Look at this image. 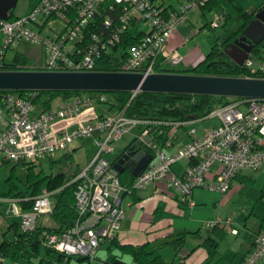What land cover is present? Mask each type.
Returning <instances> with one entry per match:
<instances>
[{
  "label": "built area",
  "instance_id": "obj_1",
  "mask_svg": "<svg viewBox=\"0 0 264 264\" xmlns=\"http://www.w3.org/2000/svg\"><path fill=\"white\" fill-rule=\"evenodd\" d=\"M214 1L181 0L174 6L165 0H39L28 14L0 21V65L8 51L25 42L37 46L44 56L41 71L94 72L97 60L111 53L121 37L130 33L139 38V43L129 51L118 72L154 74L158 61L161 67H176L183 61L177 50L166 51L170 36L188 23L191 15L204 11ZM105 2L114 17L108 14L101 28L87 35V28L93 25ZM227 17L224 10L214 12L201 29L192 28L184 44L200 33L221 28ZM56 22L60 30H55ZM243 66L251 76H264V51L258 59L250 54ZM36 95L0 92V107L7 113L6 126L0 130V163L14 161L38 167L54 154L67 152L78 139L91 138L97 148L90 163L71 181L76 183V221L58 234L43 233V245L66 256L94 260L101 243L118 236L125 217L123 198L150 184L164 181L180 202L194 205L195 190L226 194L242 171H257L264 165V99L241 98L215 108L204 119H216L219 124L202 136L194 126L198 120L186 123L191 125L187 131L189 142L167 154L146 127L150 123L128 117L124 110L107 109L104 94H81L46 111L36 109ZM98 106L106 110L99 112ZM135 127H139L136 149L141 146L153 160L126 188L113 167L121 156L111 157L116 154L117 143ZM170 144L167 139L166 145ZM179 164L184 165L176 174L173 167ZM213 166L217 170L209 179ZM54 193L46 189L33 197L32 209L27 212L22 211L20 200L10 199L7 214L19 218L22 232L34 231L40 218L53 213ZM231 222L228 219L225 225ZM231 233L237 231L232 229ZM241 264H264V231L255 236L253 249Z\"/></svg>",
  "mask_w": 264,
  "mask_h": 264
},
{
  "label": "trees",
  "instance_id": "obj_2",
  "mask_svg": "<svg viewBox=\"0 0 264 264\" xmlns=\"http://www.w3.org/2000/svg\"><path fill=\"white\" fill-rule=\"evenodd\" d=\"M108 5L109 3L105 2L99 9L94 18L93 25L86 30L87 35L93 30L100 29L104 17L108 14L114 17V14L108 13ZM214 7L218 8L219 11H223L220 5H215L213 2L208 4L206 8L207 10H212ZM252 17V13L243 12L241 13L243 23L236 24L229 28L231 18L228 15L225 23L222 25L228 33L227 37L216 42L214 46L211 47L208 54L205 55L204 59L197 63L193 69L180 72L194 75L264 78L262 75L251 76L249 71L243 65H237L226 54V50L229 49L233 41L242 36L244 28ZM16 18L17 16L11 11L8 21L15 20ZM138 43V37H135L130 33L124 34L116 47L112 49L111 53H108L97 60L95 70L100 72L120 71L129 51L137 46ZM262 51H264V41L253 48L251 55L258 59L261 57L259 53ZM30 67V61L16 56L11 63H6L5 61L2 62L0 65V71L33 70ZM156 72L177 73L179 71L161 67L160 61H158ZM15 93L24 94L25 92ZM81 94H87L90 97L104 94L107 97L109 110H124L126 116L150 123L146 127L153 132L155 139L159 144H164L165 141H167L168 134L172 130L173 124L177 123L183 125L188 122L202 120L215 108L229 104L233 100L241 99L146 92H138L134 96L131 92H37L34 104L37 110L46 111L54 108L56 101L59 99L66 102ZM135 141L136 140L130 144V147L135 145ZM137 149L138 151L143 150L141 146H138ZM18 164L26 166L27 168L28 176L26 187L27 190L30 191L29 197L31 198L27 200V193L23 190H19V188L12 182L9 191L4 193L3 196L9 199L20 200L19 205L22 211L27 212L32 209V198L37 196L45 185L48 191L55 192L53 196V213L50 217L56 224V227L45 228L39 225L34 231L22 232L20 229H17L19 228L18 224L14 223L9 225L7 228L8 231L2 234V240L0 242V257L15 262L20 259L32 261L38 259L41 249H44L47 255L55 256L56 258L66 257L68 259H86L84 257L66 256L62 253L56 252L51 247L43 245V233L45 231L58 234L70 227L77 219V213L74 207V191L76 189V183H71V181L77 177L80 173V169L75 168L69 170L68 173L59 170L55 173L51 172L50 174H45L43 170L36 173L34 167L29 166L26 163L20 162ZM14 170L15 167L12 168V172H14ZM174 170L179 171L180 166L176 165ZM119 177L121 184L126 188H130L135 179L130 171L120 173ZM238 177L239 175L236 178ZM216 229L217 228L215 227L210 229L202 243V246L207 251V259L203 264H230V262L224 257H220L215 261V258L219 255V242L212 237V234ZM217 230H219L218 232H224V228H218ZM9 232L13 234V239H8L6 237ZM185 242V234H180L174 239L158 246H153L148 243L139 247L120 245L116 239L111 240L108 243L109 250L114 248L118 249L123 254L130 255L135 264H169L163 259L161 250L165 247H170L176 254H178L184 248Z\"/></svg>",
  "mask_w": 264,
  "mask_h": 264
},
{
  "label": "crops",
  "instance_id": "obj_3",
  "mask_svg": "<svg viewBox=\"0 0 264 264\" xmlns=\"http://www.w3.org/2000/svg\"><path fill=\"white\" fill-rule=\"evenodd\" d=\"M222 0H215L213 4L220 5ZM207 8L202 11L204 15ZM211 14L219 11L218 8L214 7L212 10H209ZM18 17V16H17ZM209 20V19H208ZM192 28L189 27V24L186 23L179 27L176 32H174L166 45V51L171 52L173 50H177L183 57V61L177 65L176 67L164 66L166 69H172L179 71L177 73H182L180 71L191 70L194 66L202 61L207 51H202L197 46L189 45L191 39L187 43L184 44L185 38L189 35ZM1 40V37H0ZM30 45V49L26 54H21L19 52H15L14 58L19 56L27 61H30L31 67L33 70H39L40 67L44 63V56L41 54L40 49L37 46ZM261 55V53H259ZM13 62V61H12ZM63 100H58L55 103V107L63 104ZM99 112H104L106 110L103 106H98L97 108ZM108 109V107H107ZM208 122V123H207ZM7 123V113H3L0 111V130H3ZM218 121L216 119H203L198 120L195 123V127L197 128L198 135L202 136L207 130L216 127L218 125ZM191 127L190 124L179 125L178 127H172V130L169 132L167 139H170V146L166 145V141L164 144H160L163 148L164 152L167 154H171L175 152L177 149L186 145L190 138L187 135V131ZM172 132V133H171ZM170 136V137H169ZM135 138L131 141L130 144L133 143ZM130 144L128 148L130 147ZM118 149V146H117ZM111 157L112 159H116L124 153V151L117 152ZM65 157L70 158L69 148L67 152L64 153ZM8 162H2L0 165L6 164ZM51 165L54 163L52 158L50 159ZM182 165L179 164L180 170L175 171L173 167V171L176 174H180L182 171ZM53 166V165H52ZM26 167V166H25ZM217 170V166L212 167V173L208 175V178L211 179L214 175L213 172ZM66 171V170H65ZM64 171V172H65ZM81 171V170H80ZM125 172V171H124ZM233 182V181H232ZM232 186V184H231ZM231 189V188H230ZM6 193V192H4ZM29 194H27L26 199H30ZM221 195L216 192L197 189L192 193V201L194 205L180 202L177 193L173 188L166 185L164 181H159L153 184H150L145 189L133 193L132 195L125 196L123 198V207L125 209V217L121 222V227L116 238V241L120 245H131L135 247H139L143 244H152L153 246H158L167 241L174 239L180 234H185V246L184 248L176 254L174 250L170 247H165L161 250V255L163 259L169 264H203V262L207 259V251L202 246L204 239L208 233V231L212 228H224V232L216 231L212 234L213 238L219 242V255L215 258V261L220 258H226L230 264H241L242 261L247 257V255L253 249V243L255 240V236L264 231L263 222L260 224L258 231L254 234L252 240L246 244L243 252H236L235 255L229 256L225 255L221 252V245L219 237H223V234L227 235H235L238 236L239 232L236 234H232L231 230H236L234 226H232V222L230 225H225L226 221L221 220L216 214L217 202L221 199ZM0 200L2 202H7L10 200L9 198L0 196ZM10 214H6V216L0 215V242L2 240V234L7 230L9 225L18 224L19 221H12L13 218H17L12 216L9 217ZM19 219V218H18ZM231 219V218H229ZM217 221H221L222 223H215ZM232 221V219H231ZM212 224H215L214 226ZM224 224V225H222ZM40 226H42L40 224ZM231 227L228 229L227 227ZM44 227V226H43ZM50 228V227H45ZM20 229V228H17ZM237 231V230H236ZM219 233V234H218ZM8 239H13L14 236L11 232H9L6 236ZM240 253V254H239ZM41 260V261H40ZM0 264H135L132 260V257L128 254L121 253L118 249L109 250V243L102 242L99 250L97 251L96 257L94 260H78V259H68L66 257H55L47 255L44 249H41L39 253L38 259L27 261L24 259H20L18 261H11L9 259H5L0 257Z\"/></svg>",
  "mask_w": 264,
  "mask_h": 264
},
{
  "label": "water",
  "instance_id": "obj_4",
  "mask_svg": "<svg viewBox=\"0 0 264 264\" xmlns=\"http://www.w3.org/2000/svg\"><path fill=\"white\" fill-rule=\"evenodd\" d=\"M18 0H0V21H6ZM233 41L226 54L242 66L253 48L264 41V6ZM5 92H146L264 99V78L194 75L184 73L62 72L41 70L0 71ZM153 160L151 154L127 148L113 167L137 177Z\"/></svg>",
  "mask_w": 264,
  "mask_h": 264
},
{
  "label": "rangeland",
  "instance_id": "obj_5",
  "mask_svg": "<svg viewBox=\"0 0 264 264\" xmlns=\"http://www.w3.org/2000/svg\"><path fill=\"white\" fill-rule=\"evenodd\" d=\"M180 1L181 0H165L167 4L174 6ZM38 2L39 0H18L17 6L13 12L18 17L24 16L33 10ZM220 4L222 9L226 11L231 18L229 25V28H231V26L243 23L241 13H253L264 4V0H222ZM211 16L212 14L209 10H206L204 15L202 12H196L191 15L189 19V27L199 30L207 23V20L210 19ZM60 29V23L56 22L55 30ZM141 30L146 31L147 28L142 27ZM227 34L224 27L216 30H208L206 33L197 35L190 41L189 45H191V47L197 46L202 51L208 50L209 52L211 47L214 46L216 42L226 38ZM29 49L30 45L25 42L16 45L13 50L7 52L5 62L11 63L14 60L15 52L26 54ZM0 110L3 111V113L6 112L5 108L2 106ZM138 133L139 127H135L130 134L120 140L117 143V152L127 149ZM96 152L97 148L91 138L78 139L69 146L70 158L65 157L64 153H56L52 157V161H54L52 164L53 166L50 160H43L41 166L34 167V171L38 173L43 170L45 174H50L51 172L55 173L59 170H66V173L75 168L82 170L90 163ZM13 167H15L14 172H12ZM27 176V168L21 164L19 165L17 162L11 161L0 165V196H2V193L4 194V192L9 191L11 182L14 183L19 190H23L27 194L30 193L26 187ZM45 190L46 186L44 185L40 193ZM216 204L217 209L215 212L218 217L223 221L231 218L232 226L239 232L238 236L231 234L227 235L225 233L222 238L219 237L220 242H222L221 252L229 256L235 255V253L240 250V252H243L246 244L252 240L254 234L258 231L260 224L262 222L264 224V165L257 171H242L239 177L233 180L231 189L226 194H222L221 199H219ZM10 207L11 203L9 201L2 202L0 200V215L6 216ZM12 216L13 215L10 214L9 217L12 219ZM12 221L18 222L20 220L18 218H13ZM39 224L44 227H56V224L50 216L40 218ZM227 228L230 229L231 227L229 226Z\"/></svg>",
  "mask_w": 264,
  "mask_h": 264
},
{
  "label": "flooded vegetation",
  "instance_id": "obj_6",
  "mask_svg": "<svg viewBox=\"0 0 264 264\" xmlns=\"http://www.w3.org/2000/svg\"><path fill=\"white\" fill-rule=\"evenodd\" d=\"M264 6V4L261 6V7H259V8H257L252 14H253V17L251 18V20L250 21H252L255 17V14L257 13V11L260 9V8H262ZM249 21V22H250ZM242 22H243V20H242ZM242 37V36H241ZM241 37H239V38H241Z\"/></svg>",
  "mask_w": 264,
  "mask_h": 264
}]
</instances>
